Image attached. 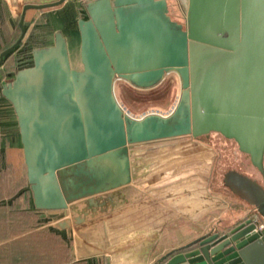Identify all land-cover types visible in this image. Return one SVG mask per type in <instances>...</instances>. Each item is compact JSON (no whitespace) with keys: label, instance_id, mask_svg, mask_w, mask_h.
Segmentation results:
<instances>
[{"label":"water","instance_id":"1","mask_svg":"<svg viewBox=\"0 0 264 264\" xmlns=\"http://www.w3.org/2000/svg\"><path fill=\"white\" fill-rule=\"evenodd\" d=\"M65 1L25 3L21 36L0 64L25 37L29 8ZM175 1L180 21L170 0H90L88 19H79L82 69L57 31L54 44L35 48L33 65L4 85L38 209L83 201L96 211L129 187L154 204L178 206L176 195L190 191L189 200L206 204L216 153L197 138L211 132L235 140L264 174V0ZM173 71L182 89L170 113L135 117L120 103L118 79L148 89ZM255 228L248 218L153 264H264V233Z\"/></svg>","mask_w":264,"mask_h":264},{"label":"crops","instance_id":"2","mask_svg":"<svg viewBox=\"0 0 264 264\" xmlns=\"http://www.w3.org/2000/svg\"><path fill=\"white\" fill-rule=\"evenodd\" d=\"M52 1L56 0H17L16 6L12 0H0V47L8 44V36L20 24L18 11L25 3ZM88 1L66 0L53 7L29 8L24 44L30 48L53 45L55 34L62 31L71 62L82 63L79 19H88ZM3 70L0 64V176L9 167L8 175L16 181L27 176L24 145L17 114L3 87L18 70H5L6 77ZM208 189L214 199L206 204L198 197L189 200L190 191L186 197H177L178 206L157 203L164 214L159 215L154 203L132 187L112 191L113 202L99 205L96 211L83 201L67 209L43 210L34 204L29 181H0V264H153L200 236L235 227L255 211L237 195L230 201L221 198L223 194L210 183ZM76 216L81 217L79 222Z\"/></svg>","mask_w":264,"mask_h":264},{"label":"rangeland","instance_id":"3","mask_svg":"<svg viewBox=\"0 0 264 264\" xmlns=\"http://www.w3.org/2000/svg\"><path fill=\"white\" fill-rule=\"evenodd\" d=\"M170 5L171 15L180 21L183 13L176 1L170 0ZM72 65L81 69L83 67L82 63H75V61ZM181 89V79L175 71L167 74L165 79L153 88H137L123 79H118L115 85L120 103L135 117L151 112L170 113L179 100ZM197 139L211 144L216 153L210 184L217 192L223 194H220L223 196L221 198L234 201L237 195L248 202L250 207L255 208L264 219V184L262 183L264 175L252 164L250 156L240 151L235 140L228 139L217 132H211ZM188 195L189 193L183 192L176 196L182 198ZM153 205L155 209L159 208L158 204ZM252 212L251 218L255 214V211Z\"/></svg>","mask_w":264,"mask_h":264},{"label":"trees","instance_id":"4","mask_svg":"<svg viewBox=\"0 0 264 264\" xmlns=\"http://www.w3.org/2000/svg\"><path fill=\"white\" fill-rule=\"evenodd\" d=\"M21 33H22V29H21V26L19 24L16 27V30L14 31V33H12L8 36V39H9L8 44L4 45V47H0V55L4 50L12 47L17 42V40L21 36ZM38 47H40V46H38ZM38 47H36V48H38ZM34 49L35 48H30L28 44H24V41L22 40L19 44H17V46L15 48L10 50L4 56L3 63H2V65L4 66V70H3L4 77H6V75H7V73L5 72V70H7V69L20 70V69L32 66L33 65V50ZM9 171H10L9 167H6L3 170V175L0 176V181L8 180V181H14V182H20V183L23 182V183L27 184L28 179H27L26 175L24 178H20V179H17L15 181L12 179V177H9V175H8ZM262 183L264 184V178H263ZM255 213L257 215H259L261 218H263L259 212H255Z\"/></svg>","mask_w":264,"mask_h":264},{"label":"built area","instance_id":"5","mask_svg":"<svg viewBox=\"0 0 264 264\" xmlns=\"http://www.w3.org/2000/svg\"><path fill=\"white\" fill-rule=\"evenodd\" d=\"M253 222L256 224V231H262L264 233V219L256 213L252 217Z\"/></svg>","mask_w":264,"mask_h":264},{"label":"flooded vegetation","instance_id":"6","mask_svg":"<svg viewBox=\"0 0 264 264\" xmlns=\"http://www.w3.org/2000/svg\"><path fill=\"white\" fill-rule=\"evenodd\" d=\"M263 174V173H262ZM264 175V174H263Z\"/></svg>","mask_w":264,"mask_h":264}]
</instances>
